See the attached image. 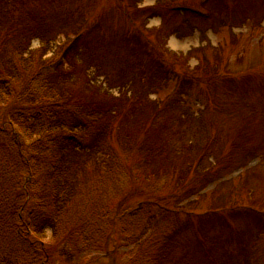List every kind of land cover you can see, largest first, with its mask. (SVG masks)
I'll use <instances>...</instances> for the list:
<instances>
[{
	"label": "trees",
	"instance_id": "16d2710c",
	"mask_svg": "<svg viewBox=\"0 0 264 264\" xmlns=\"http://www.w3.org/2000/svg\"><path fill=\"white\" fill-rule=\"evenodd\" d=\"M69 1L0 0V264H48L49 232L58 241L71 238L66 225L89 193L88 176L114 171L122 186L144 165L152 169L147 182L167 184L168 193L145 198L130 214L134 243L127 248H137L124 264H254L261 232L253 240V231L243 233L237 247L239 236L226 233L229 220L247 216L264 229V214L242 207L264 190V66L233 73L246 51L234 52L231 63L229 47L243 37L235 28L264 29V0H202L199 7L155 0L144 8L145 0H114L97 17L83 6L87 0ZM156 18L160 26L148 29ZM224 30L229 40L213 47L207 33ZM196 33L198 48L168 49L170 38ZM193 103L203 110L190 109ZM137 132L150 142L134 138ZM233 132L241 144L229 153L223 139ZM135 153L141 160L130 166ZM256 159L241 182L226 180ZM205 197L217 221L197 227L186 209ZM126 201L116 205L114 230L108 210L94 230L107 225L98 234L107 237L106 250L114 236L113 264L118 234L129 232L118 228Z\"/></svg>",
	"mask_w": 264,
	"mask_h": 264
},
{
	"label": "rangeland",
	"instance_id": "374dc122",
	"mask_svg": "<svg viewBox=\"0 0 264 264\" xmlns=\"http://www.w3.org/2000/svg\"><path fill=\"white\" fill-rule=\"evenodd\" d=\"M202 0H182L179 2V6L185 5V6H193V7H199L201 5ZM73 2V3H72ZM87 2V3H86ZM83 6H89L90 10H92V14L90 15L92 17L100 16L104 13L105 9L112 8L114 6V0H95L94 2L87 0ZM69 3L71 4H77L74 2V0H70ZM81 3H84L83 1ZM155 4V0H145L142 5H140V8L144 7H150ZM101 20V19H100ZM94 18L90 20V24H93ZM114 22V21H113ZM161 24V19L156 18L152 20L149 25L148 29L151 28H157ZM264 26V22L262 24ZM111 27L114 31V23L111 24ZM225 33H223L222 36H216L212 31H209L207 33V39L208 42L211 43L213 47H217L218 45H222V41L229 40V31L227 32L224 30ZM235 35H241L243 36L240 44L234 47H229L230 55L232 56V62L235 60L234 52H241V49L245 48V57L242 64L232 65V72H242L245 70H249L255 67H262L264 66V40L260 41L262 37H264V29H261L259 27L253 26V29H251V24L245 27H239L235 28L233 30ZM200 46V36L198 33L194 34V36L187 38L185 40H178L175 37L170 38L168 41L167 47L173 52L176 53H187L192 49L198 48ZM38 47V42H34L32 49H36ZM197 65V62L195 60H192L190 62L191 68H194ZM103 79H99V83H102ZM171 93V91H168L166 93H163L161 96L164 98L165 96H168ZM113 94L118 96V91H113ZM159 95H153L151 97L152 100H156ZM193 111H197L198 109H202L199 104L193 103L191 108ZM220 126H216L214 130H218ZM139 138V141L141 143L143 142H150L149 139H147L146 134L144 132H137L134 134L135 137ZM242 137V136H239ZM223 141L226 144V152H231L229 150L230 147H234L235 149H240V146L238 144H241L240 139L238 136L233 132L231 138H228L224 136ZM250 143L246 142L243 150H245L247 147H250ZM135 152V151H134ZM112 156V153H110ZM140 153H135L133 156L134 158L130 162V166L134 164V162H139L141 160V157H137ZM109 156L108 158L111 159L112 157ZM141 156H143L141 154ZM146 159V157H145ZM259 162V159H256L248 168L242 169L240 171H237L233 175H231L226 180H234L235 184H238L241 182L248 174H251L250 172L246 173L248 170H250L252 167L256 166ZM129 165V163H128ZM143 171H140L138 166H135L133 168V171H130V174L132 175L134 172L139 171L140 173L137 175L135 173L132 177V181L129 183L127 178H122V186H120V183L118 181L114 180V171L111 172V175H106L104 172L97 175L96 177H93L90 175L88 176V179L90 178V182L87 184V187L89 188L88 195L83 199L79 211H77V214L74 216L72 215L70 217V223H68L66 226L68 228L69 235H71V238H67L66 241L61 240L58 241L57 239H52L51 233L49 232V240L47 241V246L50 248V254L51 259L48 264H113L114 260V236L110 239L109 248L106 250L104 248L105 242L107 241V237L105 235H98L101 232V228H105L106 226H103V223L101 224V228L99 227L97 231V235L95 234V229L98 227L99 222L98 219L101 217L102 214L99 212L103 210L110 211L108 214V219L112 221V223H109V226L114 230V213L116 210V207L122 203L125 198L127 199L126 205L124 206V209L127 211L125 212L126 217L119 221V229H122L126 226V230L129 232L126 234H118V238L121 239L120 244H118L117 252L115 253L118 264H124V261L126 262L127 259H129V253L133 254L137 248V245L131 246L129 248L128 245L134 243V236H132L133 232L135 230H132L131 225H126V223L131 224L132 217L130 214L134 209L138 207V204L141 202H145V198L148 197V200L152 198L154 195H158L161 193V195L167 194V184L164 183L165 186H163V183H160L159 185H155V180L150 183L147 182V176L150 175L152 172V169L150 166H143ZM154 171V170H153ZM125 174H127L125 172ZM94 175V174H92ZM242 175V176H240ZM240 176V177H239ZM217 184L211 185L204 193L208 195L211 194V192L215 189ZM260 186H264V180L260 182ZM164 187V189H163ZM228 187H225L223 189V193H226ZM160 195V196H161ZM159 196V195H158ZM197 198H194L195 201ZM256 204L252 203L250 201H253L252 199H248L245 197L243 202V209L250 213L252 216H257L258 214H264V190L259 191V193L256 196ZM193 205L187 206V211L189 213H194L196 215L195 222L197 223V227L200 222L203 221H217L216 217L212 216V201L209 197H205L204 199H201L197 202H193ZM117 205V206H116ZM143 213V212H140ZM140 213H136L139 214ZM100 215V216H99ZM152 215V213H151ZM216 215V214H215ZM95 216V217H94ZM94 217V218H93ZM150 217V214L148 215ZM251 217V216H247ZM247 217H242L238 220H229V223L231 224L230 229L227 230L226 235H232L233 232H235L239 237L234 238L233 237V243L235 244V247H237V244L239 242V238H244L243 233L246 234L248 232L253 231V235L249 238L253 240V236H256L259 232L260 235H262V240L258 242H254V248L252 254V258L254 260V264H264V229H260L261 226H258L254 221V223ZM211 218H214V220H210ZM253 218V217H252ZM139 218H135L134 222H137ZM143 221V220H142ZM138 223V222H137ZM81 224H83V229L79 231L77 228L81 227ZM124 224V225H123ZM142 225H145V222H143ZM147 226V225H146ZM138 230L139 229V223H138ZM263 230V231H261ZM76 231V233H74ZM141 231V230H140ZM234 236V235H232ZM243 236V237H241ZM106 237V239H105ZM149 237V236H148ZM104 240V242H103ZM103 242V243H102ZM135 249V250H133ZM62 250L67 251L71 254V256L67 257L62 255ZM133 250V251H132Z\"/></svg>",
	"mask_w": 264,
	"mask_h": 264
}]
</instances>
